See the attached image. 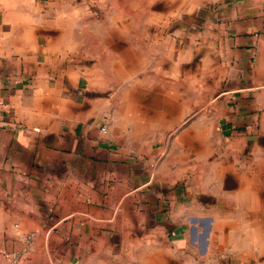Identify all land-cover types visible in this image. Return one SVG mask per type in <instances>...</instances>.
I'll return each mask as SVG.
<instances>
[{
  "label": "crops",
  "instance_id": "crops-1",
  "mask_svg": "<svg viewBox=\"0 0 264 264\" xmlns=\"http://www.w3.org/2000/svg\"><path fill=\"white\" fill-rule=\"evenodd\" d=\"M262 239L264 0H0V264H255Z\"/></svg>",
  "mask_w": 264,
  "mask_h": 264
},
{
  "label": "rangeland",
  "instance_id": "rangeland-1",
  "mask_svg": "<svg viewBox=\"0 0 264 264\" xmlns=\"http://www.w3.org/2000/svg\"><path fill=\"white\" fill-rule=\"evenodd\" d=\"M113 79V78H111ZM93 90L95 93H97L98 96L100 97H111L114 93L119 92V87L120 84L119 83H102V82H93L91 84ZM114 102V100H113ZM113 104V103H112ZM102 128L106 129V133H107V127L106 125H104ZM101 128V130H102ZM256 249V251L258 252V250L260 249L261 251L259 253H256L253 256H251V260L252 262H255V264H264V243H263V239L261 241V243L259 242L258 244H256L254 246V250ZM215 262V263H214ZM234 260H233V255H231L230 253H226L224 255L220 254L219 256H216L212 259L207 260V264H233Z\"/></svg>",
  "mask_w": 264,
  "mask_h": 264
},
{
  "label": "built area",
  "instance_id": "built-area-1",
  "mask_svg": "<svg viewBox=\"0 0 264 264\" xmlns=\"http://www.w3.org/2000/svg\"><path fill=\"white\" fill-rule=\"evenodd\" d=\"M103 133H106V129L102 128L101 130ZM33 240V234H29L26 236V247H28L31 242ZM24 251H26V248L24 250L21 251H14L11 253L6 254V258H7V264H19Z\"/></svg>",
  "mask_w": 264,
  "mask_h": 264
}]
</instances>
